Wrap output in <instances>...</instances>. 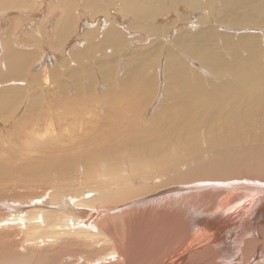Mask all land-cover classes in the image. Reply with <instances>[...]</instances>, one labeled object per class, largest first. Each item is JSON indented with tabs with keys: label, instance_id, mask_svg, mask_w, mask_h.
<instances>
[{
	"label": "rangeland",
	"instance_id": "374dc122",
	"mask_svg": "<svg viewBox=\"0 0 264 264\" xmlns=\"http://www.w3.org/2000/svg\"><path fill=\"white\" fill-rule=\"evenodd\" d=\"M120 1L0 0V104H2L0 105V128H4L0 132H5V135L8 134V143L0 141V194L6 196L0 202L13 204L10 203L9 197L19 200L22 197L31 196L34 190L35 192L43 191V183H47L44 178L49 172L57 173L59 171V168L53 167V164L58 161L65 162L67 168L64 171L67 169L71 171L77 164L80 165H78V169L82 170L83 162L78 160L85 159L87 154L94 156L89 161L97 160L102 157L103 152L113 154L105 149L106 146H118L119 150L116 149L115 153L123 162L131 152L128 144H144L148 137H151V133L152 135L155 134L152 131L154 127L162 125L161 130L154 135V139L158 135L160 137L173 135L175 138L169 136L170 141L171 138L173 142L175 140L180 141V138L178 139L172 131L170 133L169 125L165 121L168 104L174 105L177 102L173 97L181 93L180 83H184L183 80H177L173 73L174 75L182 74L181 79L184 77L189 86H196L197 82L201 80L202 83H199L201 86L204 84V86L213 87V85L218 84L217 74L227 75L226 78L221 79L223 81L232 78L231 72L227 68L231 67L230 64H236L232 58L235 57L236 60L237 54H239L245 61L244 63L248 61L247 55L256 59L258 65L262 67L259 68L258 74L263 73L261 76L264 75V21L256 20L251 23L246 19L237 20V18L242 17L240 14H243L244 11L240 9V14L235 13L234 10L233 12L228 11L227 0H196L194 3L191 0H129L131 6L142 3L143 10L139 7L135 10L136 12L123 8L127 0ZM58 2L61 4L57 7ZM67 19L69 20L67 21ZM186 23L189 31L183 30ZM108 28L109 30H107ZM203 29H209L208 33H211L207 35ZM97 31L98 33H96ZM110 31L112 32L109 34ZM195 32L199 33L198 36L205 33V37H208V40H205L207 42L203 41L201 44L203 53H208L206 51L214 49L216 55L221 54L220 56L223 58L220 62L229 67L223 68L222 71L220 70L223 66L221 63L210 62L205 55L199 59L198 53L192 49L189 50L188 46L192 42L190 41L188 45L185 37L191 36L192 39L196 35ZM184 33L189 35L185 36ZM251 35L252 37H250ZM182 39L183 42L187 43L185 44L188 45L187 47L183 42H180ZM178 42L184 46L178 45ZM205 44H207L206 51ZM236 47L238 48L236 49ZM12 50L19 52L21 58L22 56L24 58L11 64L9 53ZM216 50L220 53L217 54ZM193 52L196 57H194ZM225 60H227V64ZM185 61V65H180V63L184 64ZM18 63L20 64L17 65ZM219 67L220 69L217 70ZM230 69L233 71L232 68ZM135 74L138 78L133 76ZM197 74H200L198 75L199 78L201 76L204 80L197 81L199 79ZM136 82L147 85L141 87V83L136 85ZM128 83L133 86L135 84V87L139 85L142 93L137 89L139 87L133 88ZM155 90L158 94L155 93ZM29 106L31 110H26ZM48 108H52L50 114L52 113L53 118L51 120H53L56 131L68 134L64 136L65 140L61 139L63 148L56 149L47 144V140H54L51 133L47 132H40L36 141L30 145L24 142L25 139L19 140L17 130L11 128L9 123L17 119L19 124L20 118L18 117H24L26 114L31 115L30 118L44 113L48 114ZM5 118H7V122L3 121L6 120ZM156 119L161 121L159 122L160 125L156 123V126L153 127ZM9 120L11 121L9 122ZM57 122L63 123L62 128L61 124L58 127L55 125ZM201 127L202 130L199 128V131L205 135L206 128L204 129L205 126ZM236 135L240 140L249 141L245 129ZM88 136L94 139L88 142ZM69 137L73 139L70 140ZM238 150L240 151L241 147H238ZM172 158L180 159L175 154H172ZM66 162H70L69 166ZM45 164L49 167L47 174L40 171ZM243 168L245 169L244 164L241 165L242 171ZM125 169L124 173L129 175V167ZM180 169L183 170L185 167ZM243 174L245 176L242 178H236L239 179L235 181H238L237 185L229 186H233L231 189L228 185L225 186L224 181L218 182L219 185L216 186L209 185L205 189L195 187V182H191L192 184L176 183L171 186L168 185L169 188L164 186L152 191V193L146 192L134 199V201L142 199L135 206L143 210L139 218H145L146 215V219H149V215H147L149 212L156 214L155 217L158 219H160L161 214H173L172 217L184 216V222L189 223V229L185 224L186 228L178 233L183 239L181 244L178 245L173 241L170 246L172 250L168 249L170 251L168 259L172 255V259L169 260L173 261L174 259L176 261V259L182 258L181 255L183 254L186 255L187 264H191L195 257L191 252H188V247L192 245L193 231H200L196 226L192 227L193 224L191 225V223L199 217L206 216L211 217V220L220 217L218 221H221L224 230L220 229L217 233L214 229L216 238L213 239V244H211L212 242L208 243L212 245L209 247H213L214 250L211 251L214 255L203 262L264 264V230L261 232V227L256 225V219L259 217L257 215L264 212V178L248 176L245 172ZM146 181L147 186H149L148 184L154 186L159 183L152 184L154 183L152 180ZM12 184L15 185L12 186ZM135 184L139 183L135 182ZM226 188H229V191ZM2 189L5 191L2 192ZM170 189L172 192L156 202L157 196L160 198L161 194H165ZM47 193H45L46 196ZM20 195L23 196L20 197ZM227 198L228 200L225 201L224 199ZM227 204H236L237 207L229 210V213L228 211L225 213L223 205L226 206ZM122 208L126 209L123 205ZM216 210L218 211L215 213ZM225 210L227 209L225 208ZM219 211L220 213H218ZM0 214H2L1 211ZM167 218L165 216L163 220ZM154 221L149 220L147 223L150 227L147 225L145 230L150 232L147 233L151 237H154L152 235V229L155 226ZM140 223L143 224L144 220L143 222L141 220ZM11 228L9 226L0 227V240L5 236V240L13 243L17 241L19 246H22V240L19 237L17 239L14 237L13 228ZM169 231L172 230L169 229ZM223 231L228 238L223 236L225 239L221 240L219 235ZM124 232L126 235L129 233L128 231ZM191 232H193L192 235L189 234ZM249 240L254 242V246L250 250L247 249L246 253L244 250L245 242ZM224 241L228 243L222 245L221 243ZM138 244L136 243V247L133 248L141 250L142 247L140 246L143 248L145 246V242L143 244L138 242ZM158 244L153 239L148 240L149 249L156 248ZM163 248V251H166V246ZM179 248L183 249L179 250ZM19 249L21 250V248ZM219 251L221 252L220 255ZM143 255L150 262L156 258L152 255ZM189 256L190 258L187 259ZM133 261L137 262V259H133ZM105 264H109V262Z\"/></svg>",
	"mask_w": 264,
	"mask_h": 264
},
{
	"label": "bare ground",
	"instance_id": "6f19581e",
	"mask_svg": "<svg viewBox=\"0 0 264 264\" xmlns=\"http://www.w3.org/2000/svg\"><path fill=\"white\" fill-rule=\"evenodd\" d=\"M121 1L123 2V0ZM128 1L129 0L125 2L124 9L135 11L140 7V9L143 10L142 3H139L140 5L136 4L131 6ZM195 1L196 0H191L192 3ZM60 4L61 2H58L57 7ZM226 6L229 8L228 11L231 10L233 12L234 10L235 13L238 14H240V9L244 11L243 14H240L242 17L237 18V20L246 19L251 23L256 20L264 21V0H227ZM233 17H236V15H233ZM68 20L69 19H67V21ZM198 20L199 18L197 21ZM92 24H94V22ZM109 28L107 30H109ZM183 30L189 31L187 23ZM191 30L192 29L190 28V31ZM208 31L209 29L205 30L207 35L211 33H208ZM111 32L112 31H110L109 34ZM96 33H98V31ZM184 34L185 36L189 35L186 33ZM195 34L196 35L192 34L194 35L192 39L191 36H184L187 38L186 41L188 45L190 41L192 42L189 46L185 45L187 43L183 42V39L180 42H183L186 47L188 46L189 50L192 49L194 52L198 53V58H203L205 55L210 62L214 61V63H221L220 61L223 59L222 56H220L221 54L217 56L214 49L208 48L209 50L206 51L208 43L204 45L206 46L205 51L208 53H203L204 51L202 50L203 48L201 47V44H203V41L208 40V37H205V33L201 36H198L199 33L197 32H195ZM250 37H252V35ZM107 39L106 36V40ZM92 43L94 44V41ZM181 43L178 42V45H183ZM10 47L12 48L11 45ZM233 48L232 50L234 51ZM237 48L238 47H236V49ZM217 51L218 50H216V52ZM18 53L14 50L9 53L11 64L24 58V56L21 58V54ZM219 53L220 52H217V54ZM238 55L239 54H237L236 60L235 57L234 59L232 58L233 61H236V64L229 65L233 71H231L230 68H227L229 66H225L223 62L221 63L223 66L220 65L222 68L220 69L219 67L217 69H229L232 78L223 81L221 79L226 78L227 75L224 76L222 74H217L216 80L218 81V84L213 85V87H207L206 85L204 86V84L201 86L200 84L202 81L200 79L204 80V78L201 76L199 78L198 75L200 74H197L199 79H196L197 81L200 80L197 82V85L195 84L196 86H193L190 84L191 86H189L184 77L181 79L182 74L174 75L173 73V76H175L177 80H183L184 83H180L181 93L178 94V96H172L177 102L174 105L168 104V111L165 113V121L169 125L170 133L172 131L178 139L180 138V141L173 139L175 140L173 142L172 138L170 141L169 136L173 137V135H162L163 138L158 135L157 138L154 139V135H156L157 131H160V127H162L159 123L161 121H158L157 118V121H154L155 124L153 127L156 126V123H159L160 127H154L152 129L153 133L155 132L153 135L151 133L152 138L148 137L147 142L144 144H128V147L130 145L131 152L129 157L123 162L115 153L116 149L117 151L119 150L118 146H106L105 149L113 154L103 152L102 157L94 161H89L90 159H93L94 156L87 154L85 159L78 160L79 162H83L81 167L82 170L78 169L79 164H77L71 171L68 169L67 171H64V169L67 168L65 162L58 161L53 164V167L59 168V171L53 173L49 172V167L45 164L40 171L45 174L49 173L44 178L47 183H43V191L35 192L34 190L33 194H31V191V196L29 197H22L24 194L20 195L22 198L19 200L17 198L9 197V199L13 201H10V203L13 204L0 202V211L2 212V214H0V227H12L14 237L16 239L19 237V239L22 240V246H19L17 241L13 243L7 239L5 240V236L0 240V264H105L108 262L109 264H187L188 261L185 259L186 255L183 254L181 255L182 258H178L176 261H174V259L173 261L169 260L172 259V255L168 259L170 254L168 249L172 250L170 246L173 244V241L179 245L183 240L178 234L179 231L186 228L185 224L189 229V223L184 222V216L172 217L173 214H161V217L159 216L160 219H158L155 217L156 214L149 212L148 214L146 213L149 215V219H146V215L145 218H139L140 213L142 215L143 210L138 209L135 206L142 199H139L138 201H134V199L138 196H142L146 192L152 193V191H156L158 188L164 186L169 188L168 185L171 186L176 183L189 184L195 182V187L197 186L200 189H205L209 185L216 186L219 185L217 184L218 182L224 181L225 186L228 185L229 187L230 185H237L238 181H235L239 179L236 178H242L245 176L243 174L244 172L247 173L248 176L264 178V75H262V77L261 74L263 73L258 74L259 68L262 67H260L261 65H258L257 60L252 58L251 55L250 57L247 55V62L249 63L246 62L248 64L247 67H245L247 65L244 63L245 61H243L240 55ZM194 57H196V54ZM226 62L227 60H225V63ZM185 63L186 61L184 64L180 63V65H185ZM19 64L20 63L17 65ZM185 67L187 68V66ZM187 70L189 71V68ZM133 76H136V74ZM131 81L132 80H130V82ZM137 83L138 82L135 84L137 85ZM130 84L128 83V85ZM135 84L134 86L131 84V86L134 88ZM146 85L141 83V87ZM137 87H139V85L135 88ZM137 89L141 91L140 87ZM156 90L155 93L158 94ZM140 93H142V91ZM31 107L33 108V106ZM27 109L31 110L30 106L27 107L26 110ZM36 109L39 110L38 108ZM40 109L42 111V108ZM51 110L52 108H48V114L44 113L36 117L30 118L31 115L29 114H26L24 117H18L20 118L19 124L17 119L16 121L11 119L15 122H10L11 120H9V126L17 130V136L20 138L19 140L23 141V139H25L24 142L26 144L30 145L36 141L40 132H47L51 133L54 138L53 141L47 140V144H50L56 149L63 148V146H61V139L65 140L64 136H67L68 134H64L61 131V133H58L56 131L53 126V120H51V118H53L52 113L50 114V112H52ZM55 118L56 117H54V119ZM5 119L6 120L3 121L7 122V118ZM55 120L57 121V119ZM258 122L260 127L258 126ZM60 124L62 128V122H57L55 125L58 127ZM198 125H200V127H197ZM201 126H205L204 129L206 128L205 135H202L201 131H199V128L202 130ZM3 129L4 128H0L1 131ZM244 129L246 130V135L249 137V141L240 140L236 135L237 133H242ZM7 135H5V132H0V141L8 143ZM69 139L72 140L73 138L69 137ZM87 139L89 142L94 138L88 136ZM99 147L101 149L100 144ZM238 147H241L240 151L238 150ZM172 154H175L180 159H173ZM66 163L69 166L70 162ZM243 164L245 169L243 168L242 171L241 165ZM128 167L130 171L129 175L124 173V170L126 171L125 168ZM182 167H185V169H183L184 171L180 169ZM146 180H152L154 182H151L152 184H156L155 182L159 183L154 186L150 184L147 186V184H145L147 182ZM135 182L139 184H135ZM13 185L15 184H12V186ZM231 187L229 188L231 189ZM228 189L226 188V190ZM1 191L4 192L5 190L2 189ZM169 192H172V189L165 192V194H161L160 198L157 196L158 198L156 197V199L158 200L156 202L165 198ZM45 193H47V196ZM172 194L171 196H173ZM5 198V194H0V201ZM224 200L227 201L228 198ZM122 205L126 209H123ZM223 206L225 213L227 211L229 213V210L237 207L236 204H227L226 206ZM225 208L227 210H225ZM217 211L218 210L214 212L216 213ZM220 211L218 213H220ZM260 213L261 214L257 212V214H259L257 216L259 217L256 216V220L257 223H259H256V225L261 227L262 232V230H264V212ZM165 216L168 218L163 220ZM219 218L211 220V217L203 216L195 219L193 223L190 221L191 225L193 224L192 227L196 226L197 229L200 230L197 232L193 231L194 233H189L190 235L193 233V237L192 242L190 241L192 245L188 247V252H191L195 257L191 264H215L209 263L210 261H203L208 260L210 256L212 258L214 255L211 251L213 247H209V245L213 244L212 241L216 238V233L214 231L216 230V232L219 233L220 229L224 228L220 223L221 221H218L220 220ZM141 220L142 222L144 220L143 224L140 223ZM149 220H155L153 222L155 226L154 229H152V235L154 237H151L147 233L149 231H145L146 226H149L147 223ZM155 227L157 228L156 231ZM196 227L195 230H197ZM169 229L172 231H169ZM124 231H128L129 233L126 235ZM225 231H223L221 235L218 234L221 237V240L225 239L223 236L228 238V236L224 234ZM190 235H188L189 238H191ZM10 237L12 238V236ZM149 239H153L159 243L156 248L152 247L149 249ZM194 239L197 240L194 242ZM250 240L245 242V248L243 245L246 253L254 246V242ZM135 242L137 244L138 242L142 244L145 242L144 248L143 246H140L142 247L141 250L133 248L134 246L136 247ZM210 242L212 243L208 244ZM228 242L224 241V243L222 242L221 244L226 245ZM164 246H166V251H163ZM19 248H21V250ZM256 248L258 249V247ZM181 249L179 248V250ZM220 251L219 255L221 253ZM143 254L155 256L156 258L153 260L155 262H150L148 259H145ZM189 258L190 256L187 259ZM133 259H137V262H134Z\"/></svg>",
	"mask_w": 264,
	"mask_h": 264
}]
</instances>
